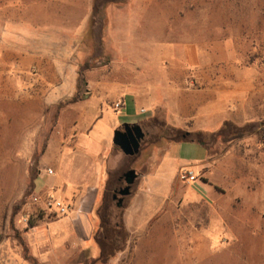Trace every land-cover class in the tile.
Listing matches in <instances>:
<instances>
[{
	"label": "rangeland",
	"instance_id": "obj_1",
	"mask_svg": "<svg viewBox=\"0 0 264 264\" xmlns=\"http://www.w3.org/2000/svg\"><path fill=\"white\" fill-rule=\"evenodd\" d=\"M4 1L0 0L1 11ZM23 1L26 5L21 9L28 17L44 13L49 6L56 18L72 10L80 15L85 9L61 3L39 7L41 0ZM91 4L84 46L60 47L53 54L46 45L38 47L43 62L49 57L48 61L69 67L59 71L68 77L74 67L75 85H41L6 69L18 62L20 54L15 52L20 47H30H23L21 37L30 42L43 37L46 42L62 36L64 31L57 29L55 20L54 27L49 22L37 31L29 22L7 25L6 31L0 21V264H9L5 256L11 248H17L13 250L16 257L21 254L27 259V263L17 259L14 264H264V0H91ZM111 9L141 17L136 25L139 35L144 34L135 39L154 40V58L159 62L164 47H171L167 56L175 62L187 45L196 46L203 67L196 74L197 86L208 85L209 73L215 93L223 95L226 90L230 109L239 114L234 123L228 122L215 134L185 138H199L208 147L203 175L225 195L219 215L207 205L192 211L181 207L178 195L190 184L181 182L178 175L177 183L171 182L176 178L173 162L162 154L169 142L183 140L182 131L127 109L122 124H139L145 136L138 155L126 157L118 148L113 155L109 150L113 132L121 126L110 129L104 116L89 134L88 144L94 143L88 154L109 156L111 172L88 216L92 235L84 242L86 236L73 229L76 219L45 208L47 195L42 190L57 176L61 158L69 177L78 179L75 166L81 165L86 154L67 149L62 155L47 143L71 136L89 96L105 105L119 124V45L114 40L103 42ZM148 72L153 77L159 73ZM28 73L32 76L33 71ZM173 73L179 76L180 71L173 68ZM179 147L174 144V154L187 149L193 158L203 156V150L193 144ZM52 169L54 175L48 173ZM129 169L138 178L118 208L109 193L116 177ZM155 175L165 179L168 197L156 196ZM200 183L194 185L201 188ZM205 198L210 204V197ZM19 240L27 249L20 248Z\"/></svg>",
	"mask_w": 264,
	"mask_h": 264
},
{
	"label": "crops",
	"instance_id": "obj_2",
	"mask_svg": "<svg viewBox=\"0 0 264 264\" xmlns=\"http://www.w3.org/2000/svg\"><path fill=\"white\" fill-rule=\"evenodd\" d=\"M53 3H61L67 7L71 5L74 7H85V9L82 11L83 14L80 15L76 14L75 10H72L73 13L68 14L65 12L56 18L54 10L49 6L48 8L46 7L47 9L44 10V13L39 12V14L36 13L35 15L31 13V16L28 17L21 9L26 5L25 1H4L3 9L2 11L0 10V21L3 23V28H6V31L9 29L8 26H13L14 23L18 22H29L33 31H37L41 26L48 27L49 22L54 27V20L57 29L61 28L64 31L62 36L56 35V40L52 41L53 38L51 40L47 38L45 42L44 40L42 41L43 37H39L40 39L31 41L33 44L30 41H26L24 37H21L23 39L22 43H24L23 47H29L30 44V47L34 49H29V47L21 50L20 47L15 52L20 54L18 62H14V65L9 63L6 69L9 71L17 70L16 72L24 76L25 79L29 78L33 82H40L41 85H75L78 73L74 70V67L71 68L73 72H71L69 77L65 72H59L70 68L60 64L57 65L53 61H48L49 57H46V61L43 62L45 57L38 56V53L42 52L38 47L39 45L42 47L46 45L45 47L50 49L48 51L50 54L58 53V48L60 47H81L83 45V34L84 32L85 34L87 33V23L91 12L90 6L92 5L91 0L87 2L83 0H41L37 5L44 7V5ZM110 11L111 13H108L106 17L109 27L107 33L103 36V42L109 43L114 40L119 45V101L123 103V106L119 110V124L113 113L108 111L105 105H101L100 101L97 102V99L89 96L83 101L85 104L80 108V116L73 125L75 129L70 133L71 136L54 139L47 143L48 146H53L62 155L67 149L74 152L82 151L86 154L82 156L81 160L83 161L80 162L81 165L79 164L77 168L75 166V171L77 169V174L79 175L78 179L69 177L70 173L65 170L67 165L65 166L64 160L61 158L58 161L57 176L53 180H48L42 190L46 195L60 199L69 207L66 216L80 221L79 223L75 222L73 229H78V231L86 236L83 238L84 242L90 240L92 235L91 228H93V225L89 221L88 216L93 213L94 203L98 198L101 184L104 180H108L111 172L109 168V156L88 154L90 146L93 148L94 143L92 140V145L88 144L89 140L87 139L89 138V134L92 132L94 125L100 122L104 116L107 117L110 129H114L117 125H123L121 119L126 117L124 112L127 109H133L136 115L148 114L145 119L162 120L172 129L182 131L188 137L190 135L215 134L223 126L227 125L228 122L234 123L236 116L239 114L237 111L230 109L226 90L222 91L223 95L215 93V88L210 83L211 77L209 73L207 74L208 85L203 83V85L197 86L196 74L203 67H201L196 46L187 45L182 51L183 55L181 59L175 62L167 56L172 53L171 47L169 46L168 49L164 47L162 49L163 57L161 54L159 62V58L158 61L154 58V51L157 46L154 40L139 42L135 39V37L139 39L144 34L139 35V27L136 25L137 21L140 22L141 17L121 15L118 9H111ZM144 21L143 19L142 22ZM115 27L119 29V33ZM154 33L152 32L151 34ZM11 35L13 37L16 36L14 33ZM29 36L27 35L26 38L28 39ZM8 37L10 38V36ZM6 46L8 47V44L5 45V48ZM173 68L180 71L179 76L173 73ZM44 70H50L51 72L45 73ZM145 70L147 71L142 74L141 71ZM149 70H158L159 73L153 77L148 72ZM207 70L211 69L207 67ZM29 71H33L32 76H28ZM174 144L180 145L179 149L182 148V144H193L203 150V156L193 158L187 152V149L182 153L174 154ZM115 148L112 145L109 149L113 150V155H115ZM208 155V147L205 144L199 143L195 138L190 140L183 138L180 141L169 142L163 151L162 158L173 162V171L176 174V178L171 182L177 183V175L180 169H192L198 175H201V178H197V181L201 182V188H203V192L205 191L204 195H208V198L210 197L211 199L210 204H207L208 201L205 196L199 193L201 188L194 185L195 181L186 186L183 193L178 195L179 201L182 204L181 207L192 211V209L198 208V205H207L211 208L215 207V212H212L219 215V204L222 203L225 195L224 193L217 192L209 184L208 178L203 175L204 172H207L205 166L209 161ZM162 158L160 164L164 162ZM51 171L52 174L50 175H54L53 169ZM105 177L106 179H104ZM153 178V182L159 184L155 189L156 196L161 198L168 197V186L164 184L166 182L165 179L162 176L157 177V175ZM205 179H207V182ZM205 187L210 189L204 190ZM18 243L20 248H26L27 246L21 240ZM13 244V246H16V243L13 242ZM9 245L12 246V244ZM33 245L37 246L38 244ZM30 246L32 245L30 244ZM15 249H10L11 253L6 254L5 261L9 264H14L18 259L20 263L22 261L23 263H27V259L24 256L22 257L21 254H18L19 257L13 254V250L15 251Z\"/></svg>",
	"mask_w": 264,
	"mask_h": 264
},
{
	"label": "water",
	"instance_id": "obj_3",
	"mask_svg": "<svg viewBox=\"0 0 264 264\" xmlns=\"http://www.w3.org/2000/svg\"><path fill=\"white\" fill-rule=\"evenodd\" d=\"M144 132L141 126L137 123H125L121 128L113 132L112 143L126 157H134L139 154L141 142L144 139ZM186 138V135L183 136ZM124 187L118 192L119 198L116 206L122 207L125 198L129 197L133 185L135 184L138 174L134 169H129L123 173Z\"/></svg>",
	"mask_w": 264,
	"mask_h": 264
},
{
	"label": "built area",
	"instance_id": "obj_4",
	"mask_svg": "<svg viewBox=\"0 0 264 264\" xmlns=\"http://www.w3.org/2000/svg\"><path fill=\"white\" fill-rule=\"evenodd\" d=\"M123 106V103L119 102V110ZM48 173H52L51 170H48ZM178 179L186 184H192L197 181V175L191 169H181L178 172ZM44 206L50 212H53L56 215H66L69 211V207L63 203V201L54 198L51 195H47L44 200Z\"/></svg>",
	"mask_w": 264,
	"mask_h": 264
},
{
	"label": "flooded vegetation",
	"instance_id": "obj_5",
	"mask_svg": "<svg viewBox=\"0 0 264 264\" xmlns=\"http://www.w3.org/2000/svg\"><path fill=\"white\" fill-rule=\"evenodd\" d=\"M123 187H124V178H123V174H121L120 176L118 175L116 177L115 184L113 185V187L109 193L110 199L113 201H116V204H117V201L119 198L118 192Z\"/></svg>",
	"mask_w": 264,
	"mask_h": 264
},
{
	"label": "trees",
	"instance_id": "obj_6",
	"mask_svg": "<svg viewBox=\"0 0 264 264\" xmlns=\"http://www.w3.org/2000/svg\"><path fill=\"white\" fill-rule=\"evenodd\" d=\"M185 134L183 133V135H182V137L184 136ZM187 137V136H186ZM197 140H198V142L199 143H201V144H205L201 139H199V138H196Z\"/></svg>",
	"mask_w": 264,
	"mask_h": 264
}]
</instances>
